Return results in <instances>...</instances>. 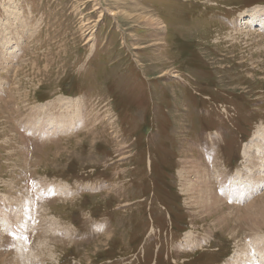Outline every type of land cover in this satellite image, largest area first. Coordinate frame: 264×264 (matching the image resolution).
Masks as SVG:
<instances>
[{
  "label": "rangeland",
  "instance_id": "rangeland-1",
  "mask_svg": "<svg viewBox=\"0 0 264 264\" xmlns=\"http://www.w3.org/2000/svg\"><path fill=\"white\" fill-rule=\"evenodd\" d=\"M260 127L264 0H0V264H258L184 183Z\"/></svg>",
  "mask_w": 264,
  "mask_h": 264
},
{
  "label": "bare ground",
  "instance_id": "bare-ground-1",
  "mask_svg": "<svg viewBox=\"0 0 264 264\" xmlns=\"http://www.w3.org/2000/svg\"><path fill=\"white\" fill-rule=\"evenodd\" d=\"M259 131H260L259 133L257 132L259 135L258 138L255 140L253 139V141L249 145V150L244 149V151L242 152L244 168L245 169L249 168L250 171H253L255 169V171L250 174L251 176L248 175L249 177L245 176L246 174L244 173L236 174L234 176L235 182H237L236 179L242 178L244 180L242 182L238 181L236 185L233 183L232 184L233 188L228 187L229 183H225V181L222 180V178H220L221 183L219 184V187H222V185L224 184L223 186L227 188V191L224 192L220 188L221 192H218L219 194L218 195L216 193L215 185L213 183L216 177L219 178V176L217 175L218 169L215 168V171L213 172V171H210L209 169H206L205 167L201 168V165L199 163L195 165L197 166V170L192 169L191 171L193 170L194 172L195 170L197 171V176H196L197 179L191 180L190 178H187L188 180L184 183L187 193L194 201V206H196L197 208L202 207V205L200 204V199L202 197L203 198L202 204L205 206L204 208L202 207L203 211H206V214L210 216L211 214L215 212V209L216 207H218L217 206L218 204H223V205L229 204L231 208L235 209L233 210V212H236V210L242 208L241 212L243 210H247V211H250L251 214L254 213V216H249V217L243 216L242 218H240L239 222L241 224L244 223L245 225L249 226V223L247 222L249 221L250 224H252L255 228L264 227V192L255 196V194H257L260 191V189L264 187V129L260 127ZM247 165H249V167H247ZM188 173L190 174V172ZM181 176H182V173H181ZM242 187H244V196H242L239 191V189ZM205 192H208V194H206ZM220 194H222V197L220 196ZM243 198H246V199H243ZM255 208L256 210H254ZM192 236L193 235L190 234V235H187L185 238V239H189V241L187 242L188 245L193 243ZM258 238L259 236L256 235V236H253V238H251L250 240L252 243H254L255 240H257ZM257 242L258 241H256V243ZM244 246L245 245L243 244V247ZM243 247L241 248L242 254L244 253ZM247 249H248L249 255L247 258L244 259V261H242L241 264H252V262L255 261V258L252 257L253 251L250 252L251 249L250 250L249 248ZM261 252H264V248H260L259 254ZM241 255H238V257H240ZM258 258H259L258 264H263L264 253H261L260 255H258ZM233 260L234 261L236 260V256L234 257ZM234 261H233V264H234Z\"/></svg>",
  "mask_w": 264,
  "mask_h": 264
}]
</instances>
